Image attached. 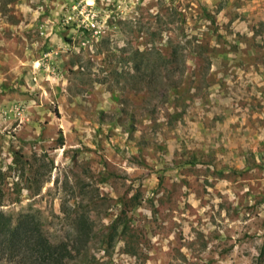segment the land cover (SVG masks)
<instances>
[{
  "label": "rangeland",
  "instance_id": "374dc122",
  "mask_svg": "<svg viewBox=\"0 0 264 264\" xmlns=\"http://www.w3.org/2000/svg\"><path fill=\"white\" fill-rule=\"evenodd\" d=\"M199 66L181 106L151 78ZM0 203L51 242L83 228L69 264H264V0H0Z\"/></svg>",
  "mask_w": 264,
  "mask_h": 264
},
{
  "label": "trees",
  "instance_id": "16d2710c",
  "mask_svg": "<svg viewBox=\"0 0 264 264\" xmlns=\"http://www.w3.org/2000/svg\"><path fill=\"white\" fill-rule=\"evenodd\" d=\"M204 15L207 16L206 13H204ZM192 41L193 43L189 46V50H191L194 55L199 57L205 54H209L208 56H215L217 54V49L210 47L208 38L204 37V39L200 40L193 38ZM176 50H178V48H170L169 58L166 60L165 64L169 66L172 61L176 60L174 64L180 65L181 62L184 68L185 59L181 60L182 57L177 55L178 51ZM208 56H206V59L211 58ZM199 61L200 60H198V62ZM198 68H200V70H198ZM177 75L175 80H172V75H156V78L151 76L152 81L155 80L154 85L163 84L166 86L167 91L165 93V98L168 103L172 101L176 106H181L183 103V101H181V97H183L181 89L185 91L195 88L200 91L213 84V76L208 73V69L205 68V66L195 67L191 72H186L182 69V72ZM121 110L123 114L126 115V119H129V122L132 123V121H134V115L132 113L127 114L124 109ZM183 114V110L180 109L174 112L172 117L183 116ZM160 126V123L155 124L156 129ZM143 142H145L144 146H146L147 141L143 136L135 139L136 147L141 148ZM156 145L159 144L157 143ZM194 160L193 158L189 163H195ZM258 164L261 165L259 162ZM162 179V176L158 177L159 181ZM1 205L3 204L0 203V206ZM120 205L124 208L121 209V213L126 215L132 212V210L138 206V203H134L129 209H127L126 203H121ZM37 224L32 214H17L11 217L0 210V258L5 256L6 260L16 261L18 264H69V258H71L72 253L76 256L83 253L88 239V235L83 228L76 230L71 239L72 244L69 245L66 241L62 240L59 242L49 241L39 231V226Z\"/></svg>",
  "mask_w": 264,
  "mask_h": 264
},
{
  "label": "built area",
  "instance_id": "2783aa9c",
  "mask_svg": "<svg viewBox=\"0 0 264 264\" xmlns=\"http://www.w3.org/2000/svg\"><path fill=\"white\" fill-rule=\"evenodd\" d=\"M93 2L82 3L79 1L71 6V11L66 15V21L81 34L90 33V36L96 37L101 33L97 20V13L93 7ZM82 45V42H81Z\"/></svg>",
  "mask_w": 264,
  "mask_h": 264
}]
</instances>
